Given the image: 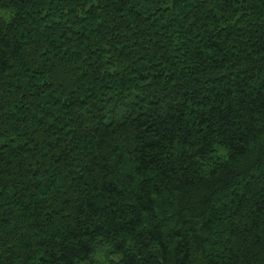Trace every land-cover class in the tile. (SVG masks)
I'll return each instance as SVG.
<instances>
[{"label":"trees","instance_id":"1","mask_svg":"<svg viewBox=\"0 0 264 264\" xmlns=\"http://www.w3.org/2000/svg\"><path fill=\"white\" fill-rule=\"evenodd\" d=\"M0 8V264H264V0Z\"/></svg>","mask_w":264,"mask_h":264},{"label":"clouds","instance_id":"2","mask_svg":"<svg viewBox=\"0 0 264 264\" xmlns=\"http://www.w3.org/2000/svg\"><path fill=\"white\" fill-rule=\"evenodd\" d=\"M14 14V11L12 9H3L0 8V18H2L5 22H8L11 20L12 16ZM215 153L213 155V158L215 157H222L224 159L228 158V149L226 146H222L220 144L214 145ZM110 244H105L103 248L98 249L96 253L94 254L95 259L103 261L104 260V250L110 248ZM113 259H119V257H113Z\"/></svg>","mask_w":264,"mask_h":264}]
</instances>
